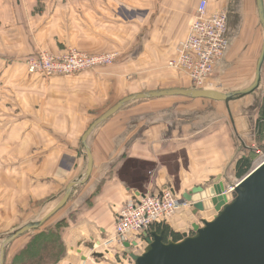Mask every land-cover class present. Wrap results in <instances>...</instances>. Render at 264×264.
<instances>
[{
  "label": "crops",
  "instance_id": "0c3cea01",
  "mask_svg": "<svg viewBox=\"0 0 264 264\" xmlns=\"http://www.w3.org/2000/svg\"><path fill=\"white\" fill-rule=\"evenodd\" d=\"M200 1L0 0V234L12 231L9 227L18 224L27 206L47 196L59 199L64 188L84 174L81 138L104 114L95 118L88 115L89 109L113 102L120 88L132 86L134 76L139 88L153 86L147 92L191 88L183 75L164 66L175 56ZM255 3L208 0L210 13L224 10L233 19L230 27L237 29L239 24L240 34L234 33L239 46H233L230 56L236 58L245 44L242 56L250 61L249 70L260 52ZM71 17L75 34L93 27L103 52L117 51V62L76 77L45 79L28 74L23 65L37 52H64L66 37L59 26ZM96 51L98 47L92 46L89 52ZM250 95L228 104L177 97L145 100L98 126L88 140L92 173L64 207L67 215L74 214L75 224L62 234L65 248L60 264H96L92 257L112 262L115 252L140 255L146 247L142 235L129 238L122 248L96 253L112 236L116 215L125 203L164 190L181 199L194 189L238 181L236 159L264 149V128L259 137L256 131L263 88ZM236 101L242 103L233 107ZM36 105L56 114H38V119ZM215 213L207 210L192 221L180 215L175 226H184L176 229L170 224L173 218L168 223L182 236L192 224L201 225Z\"/></svg>",
  "mask_w": 264,
  "mask_h": 264
},
{
  "label": "water",
  "instance_id": "95a60500",
  "mask_svg": "<svg viewBox=\"0 0 264 264\" xmlns=\"http://www.w3.org/2000/svg\"><path fill=\"white\" fill-rule=\"evenodd\" d=\"M258 20L263 30V42L257 59L255 77L252 84L238 92H219L205 89H172L148 92L128 96L96 119L81 138L85 150L86 170L78 179L70 182L63 190L56 207L44 218L30 221L6 235L0 248V264H4V248L22 235L41 228L57 211L64 207L70 195L78 185L88 181L93 167V160L88 140L94 130L115 115L124 105L165 97H182L187 99H204L214 102L231 101L246 97L255 92L260 85L264 65V0H255ZM223 185L211 188L194 189L190 194L182 196L181 202H189L192 207L188 211H176L173 229L183 227V223L175 226L184 215L190 221L200 218V213L213 209L217 213L214 220L203 221V226L192 224L195 236L183 234V240L177 243H164L161 234L145 232L142 234L146 247L140 255L129 254L134 264H264V163L252 169L239 180L234 192L224 195ZM58 198V197H57ZM56 198V199H57ZM54 199V200H56ZM133 243L131 246H136ZM129 248V245H125ZM101 257V255H95Z\"/></svg>",
  "mask_w": 264,
  "mask_h": 264
},
{
  "label": "built area",
  "instance_id": "2783aa9c",
  "mask_svg": "<svg viewBox=\"0 0 264 264\" xmlns=\"http://www.w3.org/2000/svg\"><path fill=\"white\" fill-rule=\"evenodd\" d=\"M208 0H201L190 20L185 38L178 43L176 57L168 62V67L183 73L192 88L208 87L214 67L221 61L227 47V13L224 10L208 13ZM84 55L71 51L57 59L40 53L27 63L30 74L40 73L46 78L55 75H70L92 67L109 64L110 55L93 56L84 59ZM108 59V61H107ZM252 169L264 163V152L256 150ZM239 181L225 187L224 195L234 192ZM192 207L189 202H181L172 190H164L158 195H146L138 202L125 203L116 215L112 236L100 248L113 249L123 247L129 238L139 237L148 232L155 224L169 222L179 209L184 211Z\"/></svg>",
  "mask_w": 264,
  "mask_h": 264
},
{
  "label": "rangeland",
  "instance_id": "374dc122",
  "mask_svg": "<svg viewBox=\"0 0 264 264\" xmlns=\"http://www.w3.org/2000/svg\"><path fill=\"white\" fill-rule=\"evenodd\" d=\"M207 11H208V7H207ZM215 11H219V10H215ZM215 11H213V12H215ZM122 13L125 14V11L123 10ZM128 13H130V12H128ZM208 13H209V11H208ZM254 17H256V21H257V23H256V33L258 35V40L260 41V49H261L262 42H263V30H262V27H261V25L259 23V20H258L256 7H255V10H254ZM231 21H233V19L230 18V17L229 18L227 17V24H228L227 47H226V50L224 52V55H223L221 61L218 62V63H220L219 70L217 71V69H216V66L218 65L217 64L214 67V73L211 75V80L209 81L208 87L201 88V89L214 90V91H219V92H224V93L238 91V90L242 91L241 88L245 87V89H246L247 87H249L252 84V82L254 80L256 63H257V59H258V56H259L260 52L258 53L257 57L253 61V64H252L250 70L247 68L248 64H250V61L242 56L244 54L245 44L242 45L241 48H238L237 57L236 58H233L232 56H230V54H233V52H232L233 46H236L237 44L239 46V42H235V39H237V37H238L237 34H240L239 33V31H240L239 24L236 23L235 25H236L237 29H234V27H230ZM75 25H76V23L74 22V19L71 17V18H67L65 20L64 24H61L59 26V31L61 33H63V35L66 37V41H64V44L67 46L63 50L64 52L62 51L63 52L62 54H59V55L58 54H54V53L51 54V53H49L47 51L37 52L32 57L28 58L25 61V64L23 66L27 68L28 61L32 60L33 57L35 59L36 57L39 56L40 53L48 54L51 58L57 59V58H59L62 55L69 54L71 51H73L75 53H78V54H81V55H84V57H86L84 59H91V58H93V56L110 55V56L113 57L112 62L109 63V64H101V65L92 67L90 69H85V70L79 71V72L74 73V74H70V75H55V76L50 77V78H46V77H44V75H42L40 73H37V74L28 73V74L34 75V76L38 75V77L45 78V79L76 77V76L81 75L83 73L85 74L87 72H93L97 68L110 67V66H112L113 64H115L117 62V60L119 59V55H118L117 51L116 50H111V52L110 51L103 52L104 51L103 49H105V48L102 45H100V42H98V38H97L98 34H97V31H92L93 27L88 28V32L83 31L81 34H78V33L75 34ZM236 32H237V34L234 36V33H236ZM80 37L86 38L87 41H80V39H79ZM91 38H94V39L90 40ZM179 42H181V40ZM92 46H97L98 47V51L89 52ZM175 57H176V54H175V56L172 59H169L167 61L166 65L164 66V69H167L169 71H173L175 73L181 74L188 81L187 77L183 73L177 72L176 70H173V69L168 67V62L170 60H173ZM107 61H108V59H107ZM263 71H264V69H263ZM225 78L229 79L230 83H226L225 82ZM131 83H132V86L129 89H126V90L123 91L122 88H120L119 96L114 97V100H113L114 104H112L113 102H111V103H108L107 105L106 104L102 105L101 107H99V109H96V108L89 109L90 112L88 113V115L92 116V117L95 116V118H97L101 113H106L109 109H111L113 106H115L119 101L124 99V96L126 98V96L128 97L129 95L131 96V95H134V94H137V93H140V94H142V92L148 93L147 91H150L148 89H153L152 85H150V86L145 85V87L139 88L138 85H137V77L136 76H134L131 79ZM188 83H189V86L191 87V89H194V88H192V85H191V83L189 81H188ZM232 83L235 85L234 87H230L229 84H232ZM263 87H264V84L261 83V85H259V88L254 93L260 91ZM117 88H119V86ZM251 96L252 95L246 96V98L243 97L242 99L245 100L247 98H250ZM176 99H181L183 101L184 99H187V98L177 97ZM238 100L241 101L240 99H238ZM148 101L133 102V104L132 103L126 104V105L123 106L124 107L123 110H125L128 107H129L128 109L136 107V106H138L140 104L147 103ZM204 101H209V100H204ZM239 101H236V102L232 103L233 107H238L237 103H240V104L242 103V102H239ZM202 103H207V102H202ZM210 103H216V102L212 101ZM20 108L23 109V107H20ZM71 108H73V107H71ZM84 108H87V107H84ZM34 109H35V114H36L37 118H38V116H37L38 114H51V115H55L56 114V110H54V109H51V110L44 109L43 107H41L39 105H36L34 107ZM2 110L10 111V108L2 107ZM0 112H1V109H0ZM38 119H40V118H38ZM82 152H83V154H82ZM8 155L9 154H7L6 156H8ZM80 155L81 156L85 155V150H84L83 146L81 147ZM67 164H69V161H68ZM75 169L76 168H74L73 170H75ZM85 169H86V160H84L83 167H82L81 170L85 171ZM61 172L62 171H59V173H61ZM72 176H75L74 172L72 173ZM80 186L81 185H78L77 187H80ZM60 199H61V197H59V199H57V200H53V198L52 199L51 198L48 199V196H47V197H45L44 199H42L40 201H35L33 207L30 205V206H27L25 208V210H22L23 213L20 216L17 225H13V226L9 227V229H8V227H4V228H7L8 230H10V228H12L11 230L14 231L15 229L21 227L22 225H24V224H26V223H28L30 221L41 220L42 218H44L48 213H50L56 207V205L58 204ZM69 200H71V195H70L68 201L65 203L64 207H66V205L69 202ZM64 207H62L52 217H50L45 222V224L41 227V230H43V229H45L47 227H54L56 224L59 223V221L61 219L65 218L66 219L65 220L66 223L61 222V224H59L61 226V228H62V229L60 228L61 232L59 231V233H61V234H59V235L62 238V234L65 232V230L68 227H71V226H73L75 224V222H74V214H68L67 215L66 209ZM39 232H40V230L38 232L36 231V232L29 233L28 235H25L23 237L21 236V238H19L18 240L13 241L12 242L13 244L10 243L12 245L7 247V256L5 257L4 264H10L11 259L14 256V254L18 250H21L31 240V237H33L34 235L38 234ZM8 234L9 233H1L0 234V248H1V244L3 242V239ZM112 248L114 249V247H112ZM91 250L94 251V249H91ZM104 252H105V249L103 247L102 248H98L96 250V253L103 254ZM112 254L114 256L112 258V262L102 261V258L99 259V260L98 259H94L93 257L91 258V260L94 263L96 262V264H131V263H129L130 261L128 260V258H126L127 255L122 254V252H115V253H112ZM130 254H134L135 255V253H132V252ZM62 255H63V253H62ZM60 263H61V260H59L57 262V264H60Z\"/></svg>",
  "mask_w": 264,
  "mask_h": 264
},
{
  "label": "trees",
  "instance_id": "16d2710c",
  "mask_svg": "<svg viewBox=\"0 0 264 264\" xmlns=\"http://www.w3.org/2000/svg\"><path fill=\"white\" fill-rule=\"evenodd\" d=\"M255 7H256V3H255ZM227 28H228V24H227ZM226 38H227V32H226ZM263 69H264V65H263L262 71H263ZM261 77H262V75H261ZM260 85H261V82H260ZM136 102H141V101H136ZM131 103L133 104V102H131ZM128 104H130V103H128ZM123 108L124 107H122V109ZM122 109H120V110H122ZM258 111H259L258 117L256 120L257 137H259L262 134V131L264 128V87H263L262 102L260 104ZM261 151L264 152V149H262ZM255 157H256L255 152L250 151L247 155H241L240 157H238L236 159V161H235V177H236V179L241 180L243 177H245L252 170V162L255 159ZM59 197H61V196H59ZM216 215H217V213H215L214 215H210L208 217L209 219H206L203 221H206V222L212 221V220H214ZM65 220H66L65 218L61 219L59 221V223L56 224L54 227H47L43 230H41V228H39L37 230L30 231V232L22 235V237H23L25 235H28L29 233L36 232V231L38 232L40 230V232L38 234L35 233L36 235L31 237V240L21 250H18L14 254V256L11 259L10 264H57V262L62 257V253L64 252L63 240H62L61 236L59 235V234H61V233H59V231L61 232L62 228L59 224H61V222L66 223ZM203 221H201L200 226H203ZM151 228H153V229H151L150 233L156 232L158 234H161L163 237L164 243H168V242L177 243V242H180L183 240V238L180 234H178L177 232H174L170 228L168 222L155 224ZM188 236H191V237L195 236V233L193 232L192 229L188 233ZM19 238H21V237H19ZM19 238L15 239L14 241L18 240ZM12 244H9L4 248V261H5V257L7 256V247L11 246ZM126 258H128V260L130 261L129 263L134 264L133 261L130 259L129 255H127Z\"/></svg>",
  "mask_w": 264,
  "mask_h": 264
},
{
  "label": "bare ground",
  "instance_id": "6f19581e",
  "mask_svg": "<svg viewBox=\"0 0 264 264\" xmlns=\"http://www.w3.org/2000/svg\"><path fill=\"white\" fill-rule=\"evenodd\" d=\"M256 154V153H255ZM257 156V155H256ZM62 197V196H61ZM135 247H137V245L135 246Z\"/></svg>",
  "mask_w": 264,
  "mask_h": 264
}]
</instances>
